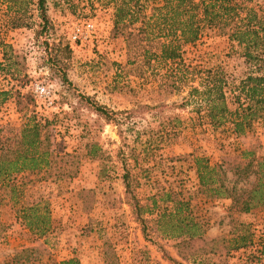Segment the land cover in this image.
Listing matches in <instances>:
<instances>
[{
  "label": "rangeland",
  "instance_id": "obj_1",
  "mask_svg": "<svg viewBox=\"0 0 264 264\" xmlns=\"http://www.w3.org/2000/svg\"><path fill=\"white\" fill-rule=\"evenodd\" d=\"M254 1L264 15V0ZM118 3L47 0L49 61L42 43L45 35L37 37L41 20L35 5L29 6V23L19 28L4 25L6 8L0 7V39L16 54L9 71L0 72V126H20L35 108L37 115L51 121L53 148L80 161L70 179L25 172L14 178V196L0 189V264H8L26 247L41 250L28 264L69 257L81 264H264V207L247 213L230 210L229 199L199 190L193 162L196 155L205 156L211 165L233 162L242 150L264 157L262 122L238 136L228 121L213 126L203 96L191 92L193 87L203 89L207 72L220 73L227 82L228 105L235 107V86L250 70L241 48L204 26L194 43L181 44L179 58L163 61L158 58L159 45L165 38L155 25L162 12L152 14L163 0H142L137 21L129 23L127 18L114 34L112 16ZM86 21L94 23V31L88 39L72 42L75 25ZM141 26L147 35L138 32ZM58 66L66 80L62 81ZM35 82L52 88L57 112L37 108ZM25 94L33 102L26 107L24 98L18 105V96ZM94 102L107 115L96 112ZM87 142L97 143V158L87 155ZM127 169L138 178L136 195L141 203L160 186L186 190L193 213L206 229L204 236L184 249L179 239L157 230L155 214L139 222L125 192L122 176ZM36 201L45 204L50 215V228L41 237L18 217L20 206ZM243 229L250 239L233 248L229 239Z\"/></svg>",
  "mask_w": 264,
  "mask_h": 264
},
{
  "label": "trees",
  "instance_id": "obj_2",
  "mask_svg": "<svg viewBox=\"0 0 264 264\" xmlns=\"http://www.w3.org/2000/svg\"><path fill=\"white\" fill-rule=\"evenodd\" d=\"M117 1L119 3L115 4L112 16L114 34L122 23L128 22L127 18L130 19L129 23L137 21V15L143 7L142 0ZM46 2L47 0H0V7L5 5L6 8L4 25L19 28L29 23V6L35 5L41 20L37 37L45 35L42 43L45 45L44 51L49 61L52 58V48L48 46L50 22ZM155 7L153 15L155 11L162 12L156 15L155 25L161 29L159 33L165 38L159 45L158 58L163 61L179 58L181 44L194 43L200 37L204 26L216 29L219 34L226 35L230 42L241 48L240 55L250 70L235 86L238 91V94L236 90L233 91L235 107L228 105L224 89L227 82L220 73L207 72L201 82L203 89L193 87L191 90L193 95L203 96L206 102V116L210 123L215 126L228 121L230 131L237 136L251 130L257 122L264 124V15L259 14L255 1L163 0L161 6ZM137 30L148 34L142 26ZM8 49L10 44L0 39V72H8L12 63H15L16 54H11ZM148 53L150 52L146 51L144 56L147 62L150 59ZM53 62L56 63L55 59ZM57 71L62 81L66 80L62 68L58 66ZM21 98L25 99L24 107L33 103L29 94H25L24 97L18 96V105ZM83 98L88 102V97ZM93 104L96 112L107 115L103 106L95 102ZM34 109L20 126H0V189H8L11 196L17 192L14 178L18 174L35 172L45 178L52 176L57 180H66L78 171L79 158L68 152L58 153L53 148L54 132L51 121L48 117L37 115ZM85 146L90 158L98 157L97 143L87 142ZM193 162L199 190L206 191L211 197L229 199L230 210L247 213L264 207V157H256L252 150H242L233 162L223 161L211 165L202 155L193 156ZM122 177L128 201L139 222L144 223L147 219L145 217L155 214L157 230L167 237L179 239V245L184 249L189 248L193 240L204 236L206 229L193 213L191 198L189 194H185L186 190L171 185L160 186L156 193L149 195L146 201L141 203L136 195V188L140 185L138 178L128 169ZM18 217L31 233L38 237L44 236L50 228L49 210L41 201L20 206ZM142 231L146 233L145 226ZM249 239L247 229H243L233 233L229 244L233 248H240ZM40 255L41 250L38 247L22 248L14 254L8 264H28ZM191 255H195V252ZM50 264L81 263L78 258L69 257Z\"/></svg>",
  "mask_w": 264,
  "mask_h": 264
},
{
  "label": "built area",
  "instance_id": "obj_3",
  "mask_svg": "<svg viewBox=\"0 0 264 264\" xmlns=\"http://www.w3.org/2000/svg\"><path fill=\"white\" fill-rule=\"evenodd\" d=\"M94 23L86 21L84 25H75L71 32L70 39L72 42L82 41L88 39L90 34L94 31ZM32 92L35 97L36 106L39 109H50L53 112H57L59 106L56 101L55 94L52 88L43 82H35L32 85Z\"/></svg>",
  "mask_w": 264,
  "mask_h": 264
}]
</instances>
